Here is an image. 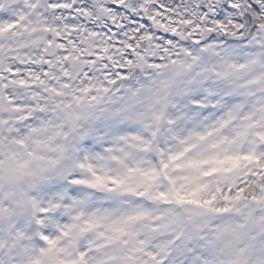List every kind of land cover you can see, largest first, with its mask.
Segmentation results:
<instances>
[{
  "label": "snow or ice",
  "instance_id": "6c2138e0",
  "mask_svg": "<svg viewBox=\"0 0 264 264\" xmlns=\"http://www.w3.org/2000/svg\"><path fill=\"white\" fill-rule=\"evenodd\" d=\"M0 264H264V0H0Z\"/></svg>",
  "mask_w": 264,
  "mask_h": 264
}]
</instances>
